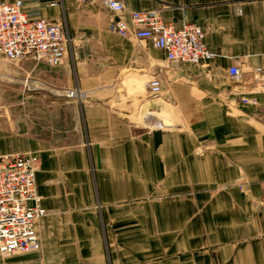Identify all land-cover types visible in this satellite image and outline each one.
Segmentation results:
<instances>
[{"label":"crops","instance_id":"0c3cea01","mask_svg":"<svg viewBox=\"0 0 264 264\" xmlns=\"http://www.w3.org/2000/svg\"><path fill=\"white\" fill-rule=\"evenodd\" d=\"M22 1L62 24L67 52L59 66L21 62L27 116L0 119V156L39 158L45 209L40 249L0 252V264H264V93L252 73L264 67V0H124L176 28L199 24L217 55L196 64L110 30L100 0ZM15 79L0 60V88Z\"/></svg>","mask_w":264,"mask_h":264},{"label":"built area","instance_id":"2783aa9c","mask_svg":"<svg viewBox=\"0 0 264 264\" xmlns=\"http://www.w3.org/2000/svg\"><path fill=\"white\" fill-rule=\"evenodd\" d=\"M57 6L59 0H46ZM113 14L108 28L122 36L148 39L165 52L171 61L200 63L216 57L204 41L205 31L197 23L183 22L176 28L165 22L156 9L129 10L124 0H100ZM22 0L0 1V56L13 62L33 59L50 66H59L67 52V38L62 24L39 15L38 11L26 12ZM228 76L240 80L239 66L231 65ZM258 89L264 93V67L252 69ZM148 91L156 96L161 91L160 81H148ZM72 95V92L69 93ZM243 104L255 106V97L242 93ZM38 157L30 152L0 156V252L38 251L40 240L36 230L37 220L45 214L35 188Z\"/></svg>","mask_w":264,"mask_h":264},{"label":"rangeland","instance_id":"374dc122","mask_svg":"<svg viewBox=\"0 0 264 264\" xmlns=\"http://www.w3.org/2000/svg\"><path fill=\"white\" fill-rule=\"evenodd\" d=\"M0 60L5 64H12L16 68V79L14 87L1 86L0 88V119L1 120H13L16 125H22V119L27 116V112L24 111V99L27 100V66L21 67L20 63L25 61L13 62L0 56ZM27 60V59H26ZM16 64V65H15ZM8 98L13 104L8 105ZM20 125V126H21ZM22 153V152H16ZM12 153V154H16ZM8 155V154H7ZM39 163V158H38Z\"/></svg>","mask_w":264,"mask_h":264},{"label":"bare ground","instance_id":"6f19581e","mask_svg":"<svg viewBox=\"0 0 264 264\" xmlns=\"http://www.w3.org/2000/svg\"><path fill=\"white\" fill-rule=\"evenodd\" d=\"M73 94V93H72Z\"/></svg>","mask_w":264,"mask_h":264},{"label":"water","instance_id":"95a60500","mask_svg":"<svg viewBox=\"0 0 264 264\" xmlns=\"http://www.w3.org/2000/svg\"><path fill=\"white\" fill-rule=\"evenodd\" d=\"M161 85V84H160Z\"/></svg>","mask_w":264,"mask_h":264}]
</instances>
